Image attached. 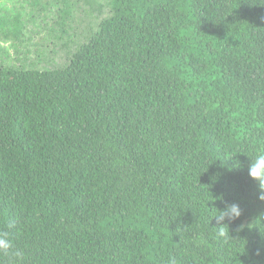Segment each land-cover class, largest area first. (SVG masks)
<instances>
[{
    "label": "trees",
    "instance_id": "1",
    "mask_svg": "<svg viewBox=\"0 0 264 264\" xmlns=\"http://www.w3.org/2000/svg\"><path fill=\"white\" fill-rule=\"evenodd\" d=\"M106 2L63 65H0V264H264V0Z\"/></svg>",
    "mask_w": 264,
    "mask_h": 264
},
{
    "label": "rangeland",
    "instance_id": "2",
    "mask_svg": "<svg viewBox=\"0 0 264 264\" xmlns=\"http://www.w3.org/2000/svg\"><path fill=\"white\" fill-rule=\"evenodd\" d=\"M67 5L71 15L65 21L61 12ZM109 12L106 0H0V65L47 64L43 59H49L48 66L63 65L67 52L86 41ZM68 36L69 50L59 39Z\"/></svg>",
    "mask_w": 264,
    "mask_h": 264
},
{
    "label": "clouds",
    "instance_id": "3",
    "mask_svg": "<svg viewBox=\"0 0 264 264\" xmlns=\"http://www.w3.org/2000/svg\"><path fill=\"white\" fill-rule=\"evenodd\" d=\"M248 174L251 179H253L259 187L258 198L264 201V150H259L250 157V164L248 168ZM241 208L237 203H226L224 209L219 211V214L215 215L217 222L224 221L226 218L228 220H234L241 215ZM15 221H9L7 223V228H14ZM217 236L224 237L225 232L223 226L217 228ZM0 253L5 255H12L14 257H22L23 252L14 247L13 241L10 238L9 231H0ZM168 264H177L176 258L170 257L168 259Z\"/></svg>",
    "mask_w": 264,
    "mask_h": 264
}]
</instances>
